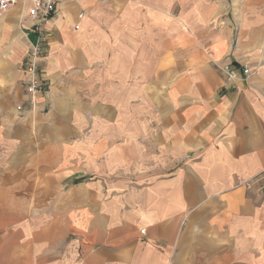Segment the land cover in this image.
<instances>
[{"label":"crops","instance_id":"obj_1","mask_svg":"<svg viewBox=\"0 0 264 264\" xmlns=\"http://www.w3.org/2000/svg\"><path fill=\"white\" fill-rule=\"evenodd\" d=\"M31 24L0 12V264H264V0H56L34 97Z\"/></svg>","mask_w":264,"mask_h":264},{"label":"built area","instance_id":"obj_2","mask_svg":"<svg viewBox=\"0 0 264 264\" xmlns=\"http://www.w3.org/2000/svg\"><path fill=\"white\" fill-rule=\"evenodd\" d=\"M16 5H20L21 12H25L32 23L30 28L35 33L34 38L29 41V48L24 57L25 76L22 82L25 93L34 97L44 90L39 63L45 53V38L40 27L56 11V0H0V12ZM216 66L224 75L225 81L245 80L252 74L247 65H235L230 60L216 63ZM17 108L21 109V106ZM260 176H264V171L256 178L259 179Z\"/></svg>","mask_w":264,"mask_h":264},{"label":"rangeland","instance_id":"obj_3","mask_svg":"<svg viewBox=\"0 0 264 264\" xmlns=\"http://www.w3.org/2000/svg\"><path fill=\"white\" fill-rule=\"evenodd\" d=\"M247 184V183H246ZM45 205H41V207H44Z\"/></svg>","mask_w":264,"mask_h":264}]
</instances>
